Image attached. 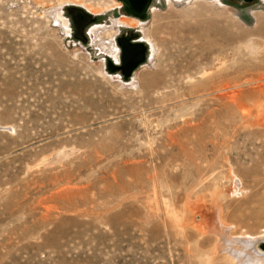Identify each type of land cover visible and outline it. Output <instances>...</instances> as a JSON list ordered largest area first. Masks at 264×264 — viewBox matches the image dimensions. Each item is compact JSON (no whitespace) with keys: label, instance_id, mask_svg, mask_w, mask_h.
<instances>
[{"label":"rangeland","instance_id":"obj_1","mask_svg":"<svg viewBox=\"0 0 264 264\" xmlns=\"http://www.w3.org/2000/svg\"><path fill=\"white\" fill-rule=\"evenodd\" d=\"M135 17L0 0V264H235L219 233H263L264 0Z\"/></svg>","mask_w":264,"mask_h":264},{"label":"bare ground","instance_id":"obj_2","mask_svg":"<svg viewBox=\"0 0 264 264\" xmlns=\"http://www.w3.org/2000/svg\"><path fill=\"white\" fill-rule=\"evenodd\" d=\"M152 1V0H151ZM151 1H150V4H151ZM149 7H150V5H149ZM149 7H148V9H149ZM136 18V17H135ZM258 18V17H257ZM262 20H264V19H262ZM82 22V21H81ZM121 22H127L126 20H121ZM263 22V21H262ZM128 23H130V22H128ZM212 23V22H211ZM215 23V22H214ZM260 23V22H259ZM213 24V23H212ZM264 25V24H263ZM262 25V26H263ZM212 26V25H211ZM216 26V25H215ZM221 27V26H220ZM264 27V26H263ZM261 28V27H260ZM218 30V29H217ZM221 30V29H220ZM219 30V31H220ZM262 30H263V28H262ZM219 31H218V33H219ZM258 31V30H257ZM221 32V31H220ZM221 33H223V32H221ZM225 36H227L226 35V33H225ZM259 64V63H258ZM261 70V69H260ZM259 71V70H258ZM262 73V72H261ZM264 73V72H263ZM256 74V73H255ZM251 75V74H250ZM257 75V74H256ZM261 75V74H260ZM263 75V74H262ZM243 76V75H242ZM245 77V76H244ZM251 77V76H250ZM249 77V78H250ZM264 78V77H263ZM235 79H237L238 80V78H235ZM246 79V78H245ZM239 80H241L240 78H239ZM247 80H249L248 79V77H247V79L245 80V81H247ZM256 80V79H255ZM260 80H262L261 79V77L259 78V81ZM223 81V80H222ZM243 81V80H242ZM227 82V81H226ZM231 82V81H230ZM234 82V81H233ZM253 82H255V81H253ZM264 82V81H263ZM236 83H237V81H236ZM240 83H241V81H240ZM244 83V82H243ZM243 83H241V84H243ZM247 83V82H246ZM251 83V82H250ZM235 84V83H234ZM238 84V86L240 85L239 83H237ZM248 84V83H247ZM256 84H259L258 83V81H257V83ZM230 85V84H229ZM241 86V85H240ZM234 88V87H233ZM258 91H260V93H262V94H264V83H260L259 85H258ZM228 89V88H227ZM239 89H241V88H239ZM234 90V89H233ZM236 90V89H235ZM237 90H238V88H237ZM253 91V90H252ZM229 92V91H228ZM241 92H242V90H241ZM243 92H245V91H243ZM248 92V91H247ZM255 92V91H254ZM237 93V92H236ZM252 93V92H251ZM250 93V94H251ZM259 93V92H258ZM258 93H256V94H258ZM259 93V94H260ZM232 94H234V93H232ZM244 94H246V93H244ZM254 94V93H253ZM224 95V94H223ZM242 95V94H241ZM249 95V94H248ZM235 96V95H234ZM251 96V95H250ZM250 96H247V97H250ZM254 96V95H253ZM257 97H258V95H257ZM257 97H256V100H257ZM261 97V96H260ZM260 97H258V98H260ZM229 98V97H228ZM227 98V99H228ZM264 98V97H263ZM242 99V98H241ZM230 100V99H229ZM228 100V101H229ZM261 101V100H260ZM258 102V101H257ZM261 102H264V100L263 101H261ZM259 103V102H258ZM242 104V103H241ZM257 104V103H256ZM262 105H263V103H262ZM258 106V105H257ZM260 106V105H259ZM255 107H256V105H255ZM262 107V106H261ZM264 107V106H263ZM238 108H240V107H238ZM243 109V108H242ZM245 109V108H244ZM249 109H251V108H249ZM248 109V111H250ZM256 110V109H255ZM259 110V109H258ZM252 111V110H251ZM256 112V111H255ZM251 114H252V112H250ZM249 113V114H250ZM256 114V113H255ZM255 114H253V115H255ZM259 114V113H258ZM255 116H257V115H255ZM259 117H264V116H260V115H258ZM256 120H258V118H256ZM261 123V122H260ZM171 133V132H170ZM171 135V134H170ZM172 136H174V135H172ZM177 136V135H176ZM172 139H171V144L172 145H175L176 143H177V141H175V139H173V137H171ZM179 140V139H178ZM178 146V145H177ZM133 166L135 165V164H132ZM132 166V167H133ZM131 167V166H130ZM136 167V166H135ZM135 170L137 171V168H135ZM132 171V170H131ZM135 171V172H136ZM134 172V171H133ZM69 174V173H68ZM67 174V175H68ZM64 175H66V173L64 174ZM67 175H66V177H67ZM71 175V174H70ZM112 175H115V174H112ZM137 175V174H136ZM57 176V175H56ZM61 176V175H60ZM69 176V175H68ZM117 176H119V175H117ZM116 176V178H118ZM59 177V176H58ZM65 177V176H64ZM63 177V178H64ZM65 177V178H66ZM60 178H62V177H60ZM60 178H58V179H60ZM62 178V179H63ZM69 178H70V176H69ZM71 178H72V176H71ZM70 178V179H71ZM114 178V177H113ZM115 179V178H114ZM56 180V179H55ZM68 180V179H67ZM237 180V179H236ZM66 181V180H65ZM221 225H222V227H223V222L221 221ZM226 224H224V226H225ZM228 225H226L225 227H226V229H227V231L229 230H231V225H229L228 227H227ZM214 232L217 234L219 231H217V230H214ZM228 233H224V232H221V233H219V235H220V244L218 245V247H217V249H218V251H221V252H224V254H226V257L228 258V259H231V261H233L235 264H264V253H262L261 251H259L258 249H257V247H256V244H257V242L258 241H260V240H264V231H263V233L262 234H260V235H257V236H252L251 234H249V233H240V234H238V235H235V236H233V237H230V235L228 234ZM219 253V252H218Z\"/></svg>","mask_w":264,"mask_h":264},{"label":"water","instance_id":"obj_3","mask_svg":"<svg viewBox=\"0 0 264 264\" xmlns=\"http://www.w3.org/2000/svg\"><path fill=\"white\" fill-rule=\"evenodd\" d=\"M129 8V13L136 17H142L147 13L151 0H122ZM77 15L78 33L81 34V21L78 16L81 11L75 12ZM88 18V16H86ZM144 49L141 43H125L122 46V61L126 73H130L143 59Z\"/></svg>","mask_w":264,"mask_h":264}]
</instances>
